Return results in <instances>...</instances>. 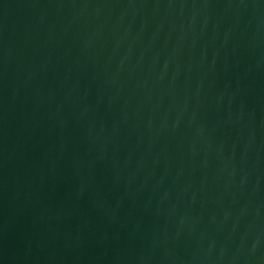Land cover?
Returning a JSON list of instances; mask_svg holds the SVG:
<instances>
[{
	"label": "water",
	"instance_id": "1",
	"mask_svg": "<svg viewBox=\"0 0 264 264\" xmlns=\"http://www.w3.org/2000/svg\"><path fill=\"white\" fill-rule=\"evenodd\" d=\"M0 264H264V0H0Z\"/></svg>",
	"mask_w": 264,
	"mask_h": 264
}]
</instances>
